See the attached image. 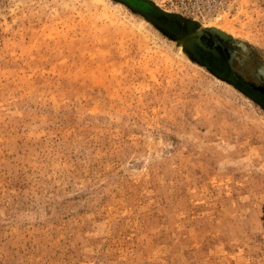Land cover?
I'll use <instances>...</instances> for the list:
<instances>
[{
	"label": "rangeland",
	"instance_id": "rangeland-1",
	"mask_svg": "<svg viewBox=\"0 0 264 264\" xmlns=\"http://www.w3.org/2000/svg\"><path fill=\"white\" fill-rule=\"evenodd\" d=\"M145 1L0 0V264H264V0Z\"/></svg>",
	"mask_w": 264,
	"mask_h": 264
},
{
	"label": "built area",
	"instance_id": "built-area-1",
	"mask_svg": "<svg viewBox=\"0 0 264 264\" xmlns=\"http://www.w3.org/2000/svg\"><path fill=\"white\" fill-rule=\"evenodd\" d=\"M237 0H150L161 12L179 16L196 24L229 12Z\"/></svg>",
	"mask_w": 264,
	"mask_h": 264
},
{
	"label": "water",
	"instance_id": "water-1",
	"mask_svg": "<svg viewBox=\"0 0 264 264\" xmlns=\"http://www.w3.org/2000/svg\"><path fill=\"white\" fill-rule=\"evenodd\" d=\"M121 1H123L125 4H127V5H129L131 7H135L133 5V2L135 0H121ZM145 3L147 4V6L150 7L149 9H148V7H146L147 9H145V11L148 12V15L154 16V19H159V20L165 19V20L171 21V22H173V23H175L177 25H183L186 30H192V29H194L196 27V23H194L193 21H189V20L182 21V19L179 16H177V15L165 14V13L161 12L160 10H158L149 1H145ZM200 47L202 48V46H200ZM218 75L223 76V73L220 72V73H218ZM234 83L236 84V86L240 87V85L237 84L235 81H234ZM251 97L254 98V99H256V100H259L255 96H252L251 95Z\"/></svg>",
	"mask_w": 264,
	"mask_h": 264
}]
</instances>
